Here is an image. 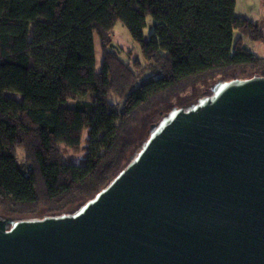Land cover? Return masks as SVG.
<instances>
[{
	"label": "trees",
	"instance_id": "16d2710c",
	"mask_svg": "<svg viewBox=\"0 0 264 264\" xmlns=\"http://www.w3.org/2000/svg\"><path fill=\"white\" fill-rule=\"evenodd\" d=\"M235 5L0 0V210L16 219L40 209L43 217L64 214L128 166L134 154L122 164V141L143 111L231 71L249 69L264 78V61L243 46L244 38L264 41V33L237 17ZM148 18L151 33L144 38ZM118 23L143 63L120 58L112 39ZM82 96L88 99L72 108L61 105ZM67 151L83 153L81 163L66 161Z\"/></svg>",
	"mask_w": 264,
	"mask_h": 264
},
{
	"label": "water",
	"instance_id": "95a60500",
	"mask_svg": "<svg viewBox=\"0 0 264 264\" xmlns=\"http://www.w3.org/2000/svg\"><path fill=\"white\" fill-rule=\"evenodd\" d=\"M0 264H264V78L172 108L79 208L0 218Z\"/></svg>",
	"mask_w": 264,
	"mask_h": 264
},
{
	"label": "rangeland",
	"instance_id": "374dc122",
	"mask_svg": "<svg viewBox=\"0 0 264 264\" xmlns=\"http://www.w3.org/2000/svg\"><path fill=\"white\" fill-rule=\"evenodd\" d=\"M253 3L252 0H236L235 5V15L237 17H244L248 19V11L250 10V5ZM255 10L259 9V0L254 1ZM152 22L148 18L147 26L144 30V38H147L151 33ZM239 34L237 31L234 32V39H237ZM112 39L113 45L119 51L120 58L124 62H137L143 63V59L141 58L139 49L136 45L132 44L129 38V34L126 29L120 24H116L112 31ZM94 50L96 56V70H99L102 64V54L99 46V39L96 35L93 37ZM243 46L250 51H256L257 55H264V49L255 47L248 38L243 39ZM259 46V45H258ZM261 46V45H260ZM140 69V68H139ZM138 69V70H139ZM136 70V71H138ZM143 77L147 76V73H142ZM258 73L253 72L249 69H242L237 71L228 72L225 75H218L214 78L198 81L190 86H188L183 92L178 94L177 96L169 97L164 100L159 101L151 108L143 111L138 117L135 124L131 127L128 136L123 139L122 145L125 148V152L122 159V164H124L127 159L133 155L141 146L143 141L146 139L150 127L153 125H157L162 118H164L172 108H183L188 109L193 106L199 98L206 95L209 89L218 82H227L232 80H245L251 78L252 76H257ZM77 100H68L61 105L63 107L72 108L75 106V103L78 101L87 100V96L77 97ZM87 138V132L84 131L82 140ZM84 144H82L83 146ZM62 148V147H60ZM83 153L72 154L70 151H67L64 155V159L72 164L81 163ZM121 164V165H122ZM91 198L82 199L80 202L78 201L75 205L70 206L66 213L71 212L86 202H88ZM82 203V205H79ZM78 204V206H77ZM46 214L44 209H40L35 217H27V218H12L16 220H34L43 217ZM62 215V214H60ZM58 215V216H60ZM10 218L7 213L0 210V218Z\"/></svg>",
	"mask_w": 264,
	"mask_h": 264
},
{
	"label": "crops",
	"instance_id": "0c3cea01",
	"mask_svg": "<svg viewBox=\"0 0 264 264\" xmlns=\"http://www.w3.org/2000/svg\"><path fill=\"white\" fill-rule=\"evenodd\" d=\"M252 1H253V3L249 6L250 10L248 11V20L255 22L262 29V31L264 33V0H259V9L258 10H255V7H254V1H256V0H252ZM242 18H244V17H242ZM251 43L255 47H257V49H259V48L264 49V41H261V42L251 41ZM251 52L254 53L262 61H264V55L259 56V55H257L256 51H251Z\"/></svg>",
	"mask_w": 264,
	"mask_h": 264
}]
</instances>
